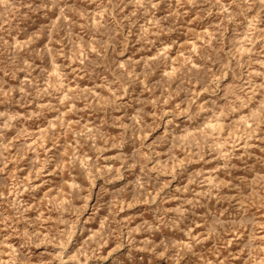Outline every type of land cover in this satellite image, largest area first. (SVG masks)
Masks as SVG:
<instances>
[{
  "label": "rangeland",
  "instance_id": "rangeland-1",
  "mask_svg": "<svg viewBox=\"0 0 264 264\" xmlns=\"http://www.w3.org/2000/svg\"><path fill=\"white\" fill-rule=\"evenodd\" d=\"M0 264H264V0H0Z\"/></svg>",
  "mask_w": 264,
  "mask_h": 264
}]
</instances>
